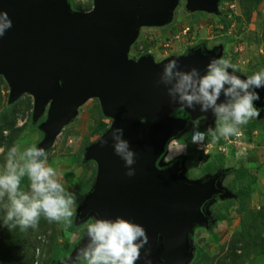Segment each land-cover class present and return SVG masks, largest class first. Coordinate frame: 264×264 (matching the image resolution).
Wrapping results in <instances>:
<instances>
[{
    "label": "water",
    "instance_id": "95a60500",
    "mask_svg": "<svg viewBox=\"0 0 264 264\" xmlns=\"http://www.w3.org/2000/svg\"><path fill=\"white\" fill-rule=\"evenodd\" d=\"M221 1L186 0V11L218 16ZM178 2L93 0L90 11L77 12L68 0H0V12L12 23L0 38V76L9 87L8 103L30 95L32 124L48 108L38 126L43 139L36 147L50 149L90 99H96L101 114L111 120L109 129L84 150L83 163L93 162L96 172L74 222L120 217L144 227L148 244L136 264H145L144 251L149 248L152 264H190L191 235L195 228H208V208L215 196L235 197L218 176L190 180L183 160L164 162L171 138L198 119L210 125L216 119L211 110H184L171 102L165 86L157 85L164 65L176 60L179 70L196 68L203 75L208 63L221 57V50L199 47L159 63L150 54L137 60L128 57L139 29L168 25ZM255 91L259 117L264 112V87ZM224 99L221 95L218 103ZM177 111L186 117L172 116ZM115 128L124 130L123 139L136 154L133 177L125 175L128 169L114 152ZM102 141L107 144L102 146ZM88 243L85 230L60 264H75L77 253Z\"/></svg>",
    "mask_w": 264,
    "mask_h": 264
},
{
    "label": "rangeland",
    "instance_id": "374dc122",
    "mask_svg": "<svg viewBox=\"0 0 264 264\" xmlns=\"http://www.w3.org/2000/svg\"><path fill=\"white\" fill-rule=\"evenodd\" d=\"M68 2L71 9L77 12H88L93 5V0H68ZM223 2L233 5L231 11L233 19L230 20V24L234 27V31L231 35L226 36L223 32L218 37L219 34L215 32L217 30L211 28L217 25H215L217 23L215 16L199 12L191 14L186 11V0H179L172 21L168 25L139 29L138 37L130 47L129 59L137 60L141 56L150 54L153 55L154 62L159 63L177 55L174 48L179 46L181 48L182 44L172 41L171 52L164 45L168 42V38L184 26L190 28L188 36L192 37L194 46L226 45L223 58L235 66V74L253 75L264 71V0H258L255 4L249 0H223ZM247 8L250 12L245 14ZM221 19L225 18L221 17ZM230 24H227L228 28ZM208 29L211 30L207 35ZM213 36L214 38L210 39ZM206 38L209 41H206ZM8 95V84L0 76V148L4 150L0 153V173L4 171L7 152L11 147L19 146L22 151L25 147L40 143L43 133L39 132L38 126L46 119L48 110L46 107L42 117L37 123L32 124L33 98L30 95H23L9 104ZM110 124L111 120L101 114L98 101L90 99L79 107L76 118L63 128L52 147L45 151L48 166L56 170L57 178L66 191L75 196L74 214L70 222L60 223L49 222L41 215L35 229L25 230L26 235H30L33 241L31 264H53V261L62 257V260L66 259L82 238L86 224L91 219L77 224L74 222L82 194L77 183L87 185L96 172V165L93 162L82 166V152L88 145L98 140L109 129ZM257 124L264 128V120ZM212 126L216 127L215 121ZM194 130L205 132V140H208L209 144L213 142V137L209 129H206L204 121H199L198 128H195L193 123L184 130L183 135L177 140H180L181 144H186L182 152L187 166L185 177L193 180L202 170L207 172L220 167L227 168V176L222 183L226 188L223 187L232 194L238 190L246 191L248 194L241 199H237L236 194L231 199L223 197L219 202H212L209 205L210 216L215 222L211 223L210 228L194 229L191 235L194 252L190 264H264V157L259 153L257 156H251L252 150L249 149L253 148L252 145L238 144L234 147V143L226 145L223 152L225 156L210 153L209 157H200L199 153H193L191 148ZM261 130L263 129L258 132L261 133ZM235 142L237 143L238 140ZM229 146L233 149L230 150ZM256 148L258 152H264V144L263 148L260 146ZM76 164L81 167H76ZM240 165L248 169V175L237 179L234 174ZM21 190L30 191L29 181L26 184L21 183ZM6 203V198L0 201V262L1 252L7 249L9 243L14 244V241L20 237L24 239L19 227L10 228L4 224ZM75 264H85V261L79 259Z\"/></svg>",
    "mask_w": 264,
    "mask_h": 264
},
{
    "label": "clouds",
    "instance_id": "9594fccd",
    "mask_svg": "<svg viewBox=\"0 0 264 264\" xmlns=\"http://www.w3.org/2000/svg\"><path fill=\"white\" fill-rule=\"evenodd\" d=\"M11 27L12 23L7 13L0 12V38ZM188 29L190 31V28ZM190 46L182 44L181 48L179 46L174 49L183 52L184 48L188 49ZM171 49L172 47L169 52ZM223 57L222 54L219 59H212L203 75L196 68L188 72L181 71L177 61L170 60L164 65L157 81L158 86L161 84L165 86L171 102L181 105V109L195 110L196 106H199L200 112L207 113L211 110L215 116V129H211L210 125L206 126L213 137L211 144L205 140V132L193 131L191 148L193 153L198 152H195L198 149L200 157H209L210 153L219 155L220 150L215 142L230 136L234 139L240 138L243 134L239 133V127L259 115L254 107V102L260 99L255 89L264 87V71L249 77L239 74L247 77L242 79L235 74V66ZM229 69L232 71L229 72ZM221 95L225 99L218 103ZM181 115L184 116L183 112ZM172 116L176 117L173 114ZM194 127H199V121L194 122ZM183 132L177 138L170 139L166 159H174L186 148V144H181L180 140H177ZM123 135L122 128L112 130L113 149L128 169L125 175L133 177L136 154L130 150L129 143L123 139ZM104 144H107V141H102V146ZM3 151L0 148V153ZM177 160H183L187 167L183 156ZM25 177L29 181L28 192L21 190V181ZM5 198L7 203L4 205L6 211L4 224L10 228L19 227L22 231L28 228L35 229L41 215L49 222L60 223L70 222L74 214V194L66 191L57 178L56 170L48 166L45 150L34 145L25 147L22 151L19 146H13L8 150L4 171L0 173V201ZM86 235L89 243L77 253V259H82L85 264H136L141 258V249L148 244L144 227L120 217L115 220L92 218L86 224ZM150 251V248L144 251L145 264H152L148 259Z\"/></svg>",
    "mask_w": 264,
    "mask_h": 264
},
{
    "label": "trees",
    "instance_id": "16d2710c",
    "mask_svg": "<svg viewBox=\"0 0 264 264\" xmlns=\"http://www.w3.org/2000/svg\"><path fill=\"white\" fill-rule=\"evenodd\" d=\"M250 1H251V3H254V4L258 2V0H249V2ZM249 12H250V10H249V8H247L245 14H247ZM225 27H227V23H225ZM179 112L182 114L181 111H179ZM179 112L178 111L174 112L173 115H175L176 113H179ZM262 119H264V118H262ZM262 119H258L256 122L259 123L262 121ZM80 158H81V155H80ZM90 163H92V162H87L84 164L82 163V166L84 167ZM75 166L78 168L81 167L78 164H76ZM247 170L248 169H245L241 165L238 166L236 168V171L234 174L235 178L241 179L242 177H244V175H246V174L248 175ZM93 177H94V175H93ZM93 177H92V181H90L87 185H85V184L81 185L80 183L79 184L77 183V186L80 187V191L82 192L81 198H82L83 194L86 193L90 189L92 182H93ZM27 182H28L27 177L23 178L21 181L22 184H26ZM235 194L237 195V199H241L243 197L245 198L248 193L246 191H243V190H238ZM228 202L231 203L232 201H228ZM22 237L24 239H22L20 237L19 239L14 241V244L9 243L7 246V249L4 252H1V259L2 260H1L0 264H31L32 263L31 243L33 241H31L30 235L29 236L26 235L25 230L22 231ZM62 258H60L56 261H53V264H60L64 260V259L62 260Z\"/></svg>",
    "mask_w": 264,
    "mask_h": 264
},
{
    "label": "crops",
    "instance_id": "0c3cea01",
    "mask_svg": "<svg viewBox=\"0 0 264 264\" xmlns=\"http://www.w3.org/2000/svg\"><path fill=\"white\" fill-rule=\"evenodd\" d=\"M182 27V26H181ZM182 29V28H180ZM251 75H247V77H249ZM252 120V122L250 121ZM248 121L247 124L245 125H241L239 127V133H242L243 135L240 138H233V136L227 137V138H220L218 141L215 142V145L218 146V150H220V154L222 156H225V154L223 155L224 152V148H226V145H230L232 143H234V147L235 145H242V144H246L248 146L252 145L253 148H250L249 150L251 151V156L254 157L257 156V154L259 153V155L264 157V152L260 153L257 150V146H260L263 148V144H264V128L261 127V125H258L257 122H255V119L252 118ZM212 129L214 130L215 128L212 126ZM261 130V133L258 132V130ZM257 137H258V141H257ZM235 140H238V142L236 143ZM230 150H232L233 148H231V146H229ZM264 150V148H263ZM258 155V156H259ZM249 159H252V157H248ZM230 159V157H229Z\"/></svg>",
    "mask_w": 264,
    "mask_h": 264
},
{
    "label": "built area",
    "instance_id": "2783aa9c",
    "mask_svg": "<svg viewBox=\"0 0 264 264\" xmlns=\"http://www.w3.org/2000/svg\"><path fill=\"white\" fill-rule=\"evenodd\" d=\"M227 6V7H226ZM226 8H228V10H226ZM233 9V5H227V3H224L223 0L219 3L218 5V13L220 15V17H217V23H215V27L211 26V28H214L216 33H218V37L221 36V34H223V32H225V35H231L232 32L234 31V27L230 24V20L233 19V13L231 12ZM222 18H225V19H221ZM225 23H229L230 26L228 29L225 28ZM211 29H208L206 32H207V35L209 33ZM189 29L187 27L183 28L181 31H178L176 33H174V35L171 36V38H169L167 41V43H165L164 47L165 48H171L172 45H171V42L174 41V43H180V44H184L186 46H190V45H193V40H192V37H189L188 36V33H189ZM214 38L211 37L210 39ZM207 40H209L208 38H206ZM236 51V50H235Z\"/></svg>",
    "mask_w": 264,
    "mask_h": 264
},
{
    "label": "flooded vegetation",
    "instance_id": "af4514ba",
    "mask_svg": "<svg viewBox=\"0 0 264 264\" xmlns=\"http://www.w3.org/2000/svg\"><path fill=\"white\" fill-rule=\"evenodd\" d=\"M218 17H220V15H218ZM206 41H209V40H206ZM206 44V43H205ZM193 46V47H192ZM192 46H190L188 49H186V48H184V50H183V52H182V50L181 51H177V50H175V52H177V55H181V54H183V53H185L186 51H188V50H192V49H197V48H201V49H204L205 51H211L212 49H217V51H220L221 50V55L224 53V50H225V48H224V46H226V45H223V44H219V45H216L215 47L214 46H207V45H192ZM177 55H175V56H177ZM224 55V54H223ZM175 116L176 117H179V118H185L186 116L184 115V116H182L180 113L179 114H175ZM262 116H264V112H263V114H262ZM262 116H259V118H258V116H256V117H254V119H255V122L258 120V119H261V117ZM196 121H204V120H202V119H198V120H196ZM195 122V121H194ZM194 122H191V124H193ZM205 122V121H204ZM209 123V124H208ZM205 122V124H208V125H210V121L209 122ZM213 124V123H212ZM211 127H212V125H210ZM188 127V126H187ZM186 130V129H185ZM196 151H198L199 152V150L197 149V150H195V152ZM183 156V153L180 155V157H176V158H174V159H172L171 160V163H174L177 159H179V158H181ZM170 159H166L165 158V161H167V162H170L169 161ZM184 160H185V158H184ZM166 163V162H165ZM189 169H192V167H189ZM227 172H228V169L226 168H221L220 167V169H211L210 171H207V172H205L204 170H202L201 172H200V174H199V176L196 178V179H193V180H199V179H207V178H213V177H216V176H218L219 178H218V180H221L222 181V183L224 182V180L226 179V176H227ZM186 175H187V172H186ZM225 187L226 188V186H225V184H223L222 185V187ZM235 195V194H234ZM220 201V197H219V195H217V196H215V200H213L212 202H219ZM209 219H208V222H207V224H208V228H210V226H211V221L213 220L212 219V217L210 216V217H208ZM68 257V256H67Z\"/></svg>",
    "mask_w": 264,
    "mask_h": 264
}]
</instances>
